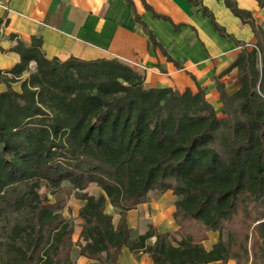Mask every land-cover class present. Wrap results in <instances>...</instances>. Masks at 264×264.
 Returning <instances> with one entry per match:
<instances>
[{
  "label": "trees",
  "instance_id": "1",
  "mask_svg": "<svg viewBox=\"0 0 264 264\" xmlns=\"http://www.w3.org/2000/svg\"><path fill=\"white\" fill-rule=\"evenodd\" d=\"M190 1L223 37L242 43L200 0ZM223 1L257 37L226 71L238 70L240 87L230 94L217 81L224 116L202 87L147 88L117 58L49 59L40 36L18 42L20 62L0 69L7 88L0 91V264H75L59 196L65 185L84 203L77 246L90 264H118L125 247L153 264H264V27L236 0ZM91 184L99 195L86 191ZM158 191L176 196L180 239L128 224L129 210ZM107 201L119 209L118 223ZM212 233L209 249L203 241Z\"/></svg>",
  "mask_w": 264,
  "mask_h": 264
},
{
  "label": "crops",
  "instance_id": "2",
  "mask_svg": "<svg viewBox=\"0 0 264 264\" xmlns=\"http://www.w3.org/2000/svg\"><path fill=\"white\" fill-rule=\"evenodd\" d=\"M200 1L241 44L223 37L201 6L190 0H0V69L8 70L19 63L21 58L13 48L19 41L31 44L37 35L49 59L117 58L141 73L147 88L197 92L202 87L209 102L221 111L217 81L230 94L240 87L238 70L226 71L240 55L243 44L251 49L257 37L252 26L237 17L223 0ZM236 2L264 27V6L258 0ZM137 15L148 30L137 21ZM149 30L160 45L150 40ZM32 65L34 70L35 63ZM28 75L26 72L23 78ZM20 84L12 86L20 90ZM5 90L6 85L0 83V91ZM144 205L149 201L138 207ZM208 240L211 245H205L210 249L217 235L210 234ZM133 253L123 248L118 264H153L147 253L144 263L135 260Z\"/></svg>",
  "mask_w": 264,
  "mask_h": 264
},
{
  "label": "rangeland",
  "instance_id": "3",
  "mask_svg": "<svg viewBox=\"0 0 264 264\" xmlns=\"http://www.w3.org/2000/svg\"><path fill=\"white\" fill-rule=\"evenodd\" d=\"M31 66L34 67L32 64ZM216 111L222 116V111H220L219 108H217ZM43 191H46V189H43ZM86 191L92 195H99L101 188H98L95 184H91ZM59 196L65 198L66 205L63 209V215L73 226V241L76 244V249L72 255L73 261L75 264H89L87 259L85 260L79 255L77 246V244L82 241L80 238V231L83 223V220L79 217L78 213L84 203L77 198L76 191L68 185H65L62 188ZM50 197L53 200V196L50 195ZM175 199L176 196L171 191L166 193H161L159 191L149 193V205L129 210L127 213L128 224L139 234H144V232L152 227V229L156 230L158 233L160 231L170 232L174 240L180 239L181 236L177 230L178 225L174 221L173 215ZM107 202L106 211L114 217V222L118 223L120 220L119 209L113 206L109 201ZM155 238L156 237H151L148 240V243H152ZM203 243L208 247L211 245L208 239L204 240ZM145 255V253H133L134 259L143 263L146 261ZM230 264H235V260L231 261Z\"/></svg>",
  "mask_w": 264,
  "mask_h": 264
}]
</instances>
